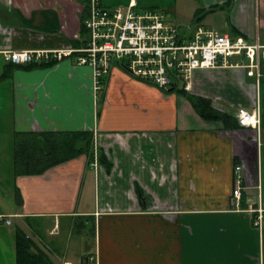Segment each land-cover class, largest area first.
Returning <instances> with one entry per match:
<instances>
[{"label": "crops", "instance_id": "obj_1", "mask_svg": "<svg viewBox=\"0 0 264 264\" xmlns=\"http://www.w3.org/2000/svg\"><path fill=\"white\" fill-rule=\"evenodd\" d=\"M201 2V21L224 10L227 34L254 40L258 33L264 43V0ZM86 13L84 0H0V264H17L16 228L29 234L27 218L63 236V264H264V220L255 224L264 210V80L257 88L243 69L195 71L189 92L218 109L236 115L259 107V129L226 128L122 63L113 62L96 89L93 69L76 55L28 69L6 60L12 50L83 46ZM53 131L92 132L93 155L18 175L17 133ZM236 165L244 175L239 205ZM78 236L88 252L69 259ZM46 247L61 264L58 249Z\"/></svg>", "mask_w": 264, "mask_h": 264}, {"label": "built area", "instance_id": "obj_2", "mask_svg": "<svg viewBox=\"0 0 264 264\" xmlns=\"http://www.w3.org/2000/svg\"><path fill=\"white\" fill-rule=\"evenodd\" d=\"M84 25L88 36L81 47L12 50L5 52V58L15 64H47L76 55L77 64L93 69L96 89L101 87L113 62L124 64L132 77L162 90L178 83L189 91L197 70L243 69L255 79L257 88L264 80V43L258 33L249 40L241 34H223L200 24L186 31L189 34L183 33L168 21L166 13L140 8L136 0L115 9L104 6L102 0H89ZM236 117L240 127L259 129L262 123L259 107H239ZM242 171V165L235 166L232 200L236 205L244 191ZM256 212L255 224L261 228L264 210ZM6 223L12 222L8 219Z\"/></svg>", "mask_w": 264, "mask_h": 264}, {"label": "trees", "instance_id": "obj_3", "mask_svg": "<svg viewBox=\"0 0 264 264\" xmlns=\"http://www.w3.org/2000/svg\"><path fill=\"white\" fill-rule=\"evenodd\" d=\"M89 0H84L87 9ZM218 7L211 9L216 10ZM86 15L83 16L82 27L83 31L87 32L84 21ZM203 11H197L195 21L198 23L202 20ZM235 32V31H234ZM239 35V34H234ZM86 40L82 45L86 44ZM79 45V44H78ZM75 46L76 43H75ZM25 68L44 67L54 63H30V64H10ZM121 66H123L121 64ZM124 67V66H123ZM104 80V79H103ZM104 84L102 81L101 86ZM166 92H178L188 98L194 109L200 117L206 121L221 122L226 128L238 127V120L236 115L227 111L218 109L212 99L189 92L185 89L184 85L173 84ZM93 133L90 131L78 132H19L16 136V152L14 155V163L16 173L18 175H40L48 169L62 164L68 160L85 155L91 158L93 155ZM17 199L21 203V195L18 192ZM81 221H76L74 229L81 230L84 227L85 220L90 219L87 217L85 220L80 218ZM28 224L38 231V228L33 227L31 221L33 218H27ZM91 231L95 233V224L92 226ZM55 242L50 241L51 248L55 251ZM49 246V247H50ZM16 259L17 264H55L51 257V250L44 245L42 247L36 240H34L24 229L21 227L16 228Z\"/></svg>", "mask_w": 264, "mask_h": 264}, {"label": "rangeland", "instance_id": "obj_4", "mask_svg": "<svg viewBox=\"0 0 264 264\" xmlns=\"http://www.w3.org/2000/svg\"><path fill=\"white\" fill-rule=\"evenodd\" d=\"M130 1L131 0H102L104 6L112 9L127 6L130 3ZM136 1L140 3L139 6L140 8L154 9V10H158L159 12L161 11L166 13L168 21L180 27L181 28L180 30L184 31L183 33H185L186 31H193L200 22H201L200 25H204L205 27H208L210 29L217 30L219 33H223V34L230 33V22L227 19L226 13H224L226 11L224 10L211 14L203 21H201L200 19L198 23L194 20V18L197 17V12H195L196 9L203 6L201 0H136ZM186 33L189 34V32ZM4 66H5V61L3 60V58H0V71H4ZM26 222L29 228L31 229V231L29 232L30 236L36 238L43 246L49 245L50 241L55 242L54 244L55 247L58 248V252H59L58 254L63 255L62 258H60L61 264H63L64 261L63 250L65 251V249H63L64 246L62 245V243H64L63 236L58 237V235L50 234L46 228H43V221L39 219L31 221L33 227L38 228L37 232L35 231V229H32V227L30 226L31 224L29 225L27 220ZM53 225L54 224L52 223L51 227H53ZM84 239H85L84 236H78L74 238L72 241H70L72 248L71 251L69 250L70 252L68 253L69 259L72 258V259L80 260L81 256L85 255L88 252V250L85 249L84 247V241H83ZM72 250L73 252L74 251L76 252L74 256H70L72 254Z\"/></svg>", "mask_w": 264, "mask_h": 264}]
</instances>
